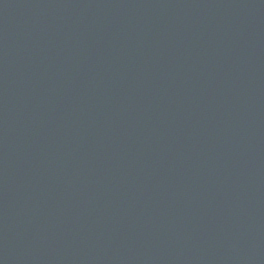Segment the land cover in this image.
<instances>
[{
  "label": "water",
  "instance_id": "water-1",
  "mask_svg": "<svg viewBox=\"0 0 264 264\" xmlns=\"http://www.w3.org/2000/svg\"><path fill=\"white\" fill-rule=\"evenodd\" d=\"M0 264H264V0H0Z\"/></svg>",
  "mask_w": 264,
  "mask_h": 264
}]
</instances>
